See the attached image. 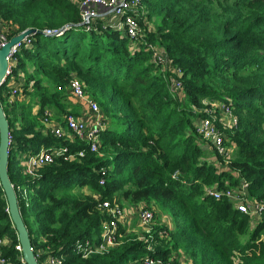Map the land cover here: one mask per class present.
<instances>
[{
    "label": "trees",
    "instance_id": "obj_1",
    "mask_svg": "<svg viewBox=\"0 0 264 264\" xmlns=\"http://www.w3.org/2000/svg\"><path fill=\"white\" fill-rule=\"evenodd\" d=\"M141 5L145 14L133 40L113 18L87 28L75 0H0L9 38L34 30L13 67L24 97L11 100L7 83L0 87L10 134L8 176L15 190L29 189L27 200L18 194L17 200L32 250L62 255L64 264H127L173 251L191 264H264V209L250 228L248 215L204 189L245 183L264 204V0H141ZM46 29L60 30L42 33ZM153 48L166 55L165 67L153 61ZM72 77L83 81L102 109L101 145L90 152L76 140L70 147L84 149L80 161L57 158L29 178L20 153L69 143L44 133L42 119L44 109L57 120L68 112L61 95L68 94L62 89ZM175 81L179 90H172ZM215 101L238 119L237 128L225 131L231 152L236 149L225 161L195 132L202 110ZM203 144L215 161L206 157ZM92 193L128 204L153 203L155 216L164 213L171 225L156 223L149 242L125 239L105 254L83 257L74 251L75 242L99 238L104 220ZM5 234L13 245L18 242L0 185V236ZM4 254L19 263L21 251L14 246Z\"/></svg>",
    "mask_w": 264,
    "mask_h": 264
},
{
    "label": "built area",
    "instance_id": "obj_2",
    "mask_svg": "<svg viewBox=\"0 0 264 264\" xmlns=\"http://www.w3.org/2000/svg\"><path fill=\"white\" fill-rule=\"evenodd\" d=\"M75 4L79 9L80 22L86 24L87 28L90 27V23L96 20L113 18L117 28L122 29L128 38L133 40L138 38L141 31L139 20L145 14L141 5V0H75ZM59 30L46 29L42 33L51 34ZM8 35L9 30H7L0 20V48L9 41L10 38ZM29 36L25 37L20 43L12 46L6 57L7 69L5 73V82L11 89V100L24 97L20 94V83L13 73V67L16 65L15 54L19 51L21 46H27L31 43ZM152 59L155 63L161 64L163 67L168 63L166 55L157 48H153ZM175 72L176 74H180V70L177 68ZM20 77H22L21 73H19V78ZM179 88L180 83L175 81L172 90H179ZM58 89L60 90L62 88L59 86ZM63 89L75 99L81 101L86 110H83L79 115L68 111L62 115L60 120H53L51 111L49 109H44L42 131L56 138L68 141L69 143L62 146L53 144L47 146L42 145L35 152L28 151L20 154L18 156L19 164L23 174L29 178L39 176L40 170L54 163L57 158H62L64 160L77 159L80 161V158L84 156V149L73 151L70 147L76 140L84 142L90 152H98L101 145L100 130L103 128L105 120L100 113L97 103L94 102L85 91L83 82L72 77ZM202 112L203 116L198 118L195 123V132L204 139L205 143L210 146L212 151L221 156L224 161L228 160L231 154V147L229 143H227L228 140L225 131H232L237 128V117L229 106L216 101L210 103ZM98 173L101 174L98 182L100 185H103L105 182V168H101ZM28 192L29 189L27 187H21L20 185L17 186L15 190L16 197L18 194L20 198L25 200L28 198ZM205 193L216 200L223 198L230 200L238 211L248 215L250 219L254 221L259 218L264 209L263 202L256 200L249 194L245 183L221 189L214 185L205 188ZM92 197L98 200L97 208L104 214L100 235L97 239L85 238L76 241L74 244V251L76 253H81L83 257L94 254L102 255L117 247L121 243L119 228L132 216L136 219V224L141 229V234L138 236V239L149 242L153 237L152 230L153 226L157 223V219L155 216V208L151 206V204L139 202L136 203V205L134 204V208L127 211L122 208L116 200L101 198L98 193H92ZM163 225L170 226V219H165ZM158 235L166 237L167 233L166 231H160ZM12 246H14L15 250L21 251L19 241L13 245L12 238L9 235L5 234L0 236V264H17L4 254V249L11 248ZM147 249L154 250L150 243L147 244ZM180 255L179 257L176 256V258L173 254L166 258L145 255L139 260L127 264H191L190 260L185 255ZM35 257L38 264H64L62 255H50L45 250L38 251ZM18 264H26L22 255L19 256Z\"/></svg>",
    "mask_w": 264,
    "mask_h": 264
},
{
    "label": "water",
    "instance_id": "obj_3",
    "mask_svg": "<svg viewBox=\"0 0 264 264\" xmlns=\"http://www.w3.org/2000/svg\"><path fill=\"white\" fill-rule=\"evenodd\" d=\"M33 32V29H25L19 34L12 36L9 41L0 48V87L5 82V73L7 69L6 57L9 54L11 47L20 43L25 37ZM9 141V124L0 102V185L6 197L10 220L15 228L17 239L21 245L22 258L26 264H38L31 247L27 228L19 211L14 185L11 183L8 176Z\"/></svg>",
    "mask_w": 264,
    "mask_h": 264
},
{
    "label": "rangeland",
    "instance_id": "obj_4",
    "mask_svg": "<svg viewBox=\"0 0 264 264\" xmlns=\"http://www.w3.org/2000/svg\"><path fill=\"white\" fill-rule=\"evenodd\" d=\"M154 47V46H153ZM160 48V47H159ZM171 71V70H170ZM161 72H163V74L165 73L164 71H161ZM172 72V71H171ZM76 78V77H75ZM77 79H79L78 77H77ZM80 81H81V79H79ZM81 82H83V81H81ZM62 90H64V89H62ZM90 97V96H89ZM93 100V99H92ZM94 101V100H93ZM34 102V101H33ZM79 102V103H78ZM94 102H96V101H94ZM61 103H64V104H68V107L67 108H69V107H71V108H73V110H77V111H79V114H81L82 112H83V110L85 111L86 109H85V107H84V105H83V103L81 102V101H77V100H74L73 99V97H71V96H69V95H67V94H62L61 95ZM97 103V102H96ZM97 105H98V103H97ZM98 107H99V109H100V113L102 114V109H101V107L98 105ZM61 117V116H60ZM62 118V117H61ZM57 120V118H54V116H53V120ZM227 143H229L228 141H227ZM202 149H204V151L206 152V154H208L206 157L208 158V159H210L211 161H215L216 160V157H215V155L212 153V151L210 150V148H208L206 145H202ZM236 149L235 148H233L232 149V152H231V154L229 155V159H232V158H234V154H233V152L235 151ZM20 154H23V153H20ZM101 154V156L103 155L102 153H100ZM218 161V160H217ZM216 183H212V184H209V185H205L204 186V189L205 188H207V187H211V186H214ZM82 190L84 191V192H89V189H87V188H82ZM249 194L251 195V196H253L252 195V193H250L249 192ZM118 204L122 207V208H124L125 210H127V211H129V210H131V208H134V206L136 205H134V204H128L127 203V200H120V201H118ZM149 204H151V206H153V207H155V205L153 204V203H149ZM164 213H161L160 212V215H156V222H157V227H160V226H163V221L166 219V218H164V216H166V215H163ZM129 215H130V213H129ZM254 220H251L250 219V228H252L253 227V225H254ZM124 228V232H121V237H120V241H121V243L122 242H124V240L126 239V240H130V239H138V236H140V234H141V229L137 226V224H136V219L132 216L131 218H128L127 220H126V222H125V224L123 225V226H121L120 227V229H123ZM153 247V246H152ZM173 255H174V257L176 258V256L177 257H179V256H181L180 254H179V252H176V251H173V253H172Z\"/></svg>",
    "mask_w": 264,
    "mask_h": 264
},
{
    "label": "crops",
    "instance_id": "obj_5",
    "mask_svg": "<svg viewBox=\"0 0 264 264\" xmlns=\"http://www.w3.org/2000/svg\"><path fill=\"white\" fill-rule=\"evenodd\" d=\"M67 93H68V92H67ZM67 95L71 96L69 93H68ZM71 97H73V96H71ZM73 99H74V100H77V99H75L74 97H73ZM77 101H78V100H77ZM78 103H79V102H78ZM69 108H70V109H68V111H70V112L77 111V110H73V108H71V107H69ZM76 113L79 115V111H77ZM76 113H75V114H76Z\"/></svg>",
    "mask_w": 264,
    "mask_h": 264
}]
</instances>
